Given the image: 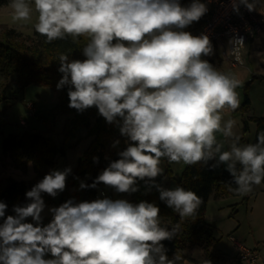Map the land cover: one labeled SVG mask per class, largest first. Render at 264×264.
Segmentation results:
<instances>
[{
	"label": "clouds",
	"instance_id": "1",
	"mask_svg": "<svg viewBox=\"0 0 264 264\" xmlns=\"http://www.w3.org/2000/svg\"><path fill=\"white\" fill-rule=\"evenodd\" d=\"M254 10L249 0H231ZM13 21H30V0H11ZM38 13L35 31L47 43L86 37L83 60L61 53L57 89L68 86L70 108L83 112L98 109L108 124H115L127 147L118 152L92 184L103 183L117 193L155 187L159 199L179 220L195 217L201 197L177 185L165 188L156 182L169 164L226 166L234 191L248 194L264 179V130L256 142L243 147L232 143L222 151L216 133L234 136L235 122L221 124L220 111L239 107L240 81L216 70L202 57L213 54L208 35L185 31L198 22L208 7L202 0L182 6L180 0H34ZM235 51L244 45L234 35ZM239 60V56H237ZM238 142L239 138L236 137ZM120 143L113 142V147ZM98 157H93L98 162ZM237 165L240 167L238 168ZM71 168L53 169L26 192L29 203L14 205L15 215L5 216L8 205L0 201V264H177L179 253L169 259L162 243L180 231V224L162 227L159 207L148 201L102 196L76 202L70 198L49 208L52 219L42 223V193L55 198L66 187ZM31 217L34 223L26 222ZM50 254L51 258H45Z\"/></svg>",
	"mask_w": 264,
	"mask_h": 264
},
{
	"label": "trees",
	"instance_id": "2",
	"mask_svg": "<svg viewBox=\"0 0 264 264\" xmlns=\"http://www.w3.org/2000/svg\"><path fill=\"white\" fill-rule=\"evenodd\" d=\"M8 2L9 0H0V5ZM180 3L182 6H187L191 3V0H180ZM208 14L209 11L198 22H194L184 30L192 31L200 27ZM86 43V37H79L77 41H73L71 37H68L47 43L46 38L35 30L32 34H22L15 28L2 24L0 25V72L5 76L14 74L21 86L37 82L57 88V82L62 76V73L58 71L59 55L65 53L69 55V59L83 60L86 57L83 56L82 48ZM67 92L68 86L59 89V99L53 109L69 114L67 125L64 127L66 133L85 126L91 139L88 146L79 155L76 168L67 176L66 187L61 198H73L69 193L70 187H73L76 193L82 194L83 200H86L88 197L94 196L97 189L103 186V183L97 185L96 188L80 189L81 181L89 185L92 184L93 180L108 166L110 161L119 159L118 152L126 148L127 143L126 138L120 135L118 127L115 124H108L98 114L96 107L93 106L83 112L70 108ZM248 104L249 97L245 92L241 108L247 110ZM249 118L255 121L254 139L249 143L254 144L257 133L264 130V115L243 116V131H247L249 128ZM115 140H119L120 143L113 147ZM1 152L0 160L4 167L10 162L13 167L24 170L27 163H31L35 171L33 180L35 185L47 174L46 169L53 166L56 154H64L65 148L63 145H57L50 136L37 130L28 129L21 134L9 133L4 135L1 142ZM93 157H98V162H94ZM213 164H215L214 160L209 161L206 165L199 163L191 166L185 165L182 169L179 186L195 191L202 199V204L196 216L187 218L184 221H180L178 213H175L159 199V192L155 187L147 190L144 181H137L139 191L130 194L133 203L143 200L152 202L159 207L162 227L171 228L172 225L180 224L181 231L176 237L162 241L169 259L175 253L180 254L181 260L177 263H182L187 258L183 252L184 249L195 244L208 246L215 241L212 225L205 219L204 215L213 188H215L216 195L233 194L242 196L243 199L248 198L247 194L240 195L234 191L236 185L223 164L212 167ZM237 167L240 166L237 165ZM167 170L170 171L169 168ZM155 179L158 184L162 185L161 177ZM262 180L264 181V179ZM26 192L27 184L23 179L5 174L0 169V201L8 205L5 216L15 215L14 205L23 206L30 202L26 198ZM42 198L44 202L49 200L47 194L42 195ZM2 222L3 218H0V223ZM26 222L35 224L31 217H28ZM205 257L218 258L216 253L209 252L206 253ZM45 258H51V255L48 254Z\"/></svg>",
	"mask_w": 264,
	"mask_h": 264
},
{
	"label": "rangeland",
	"instance_id": "3",
	"mask_svg": "<svg viewBox=\"0 0 264 264\" xmlns=\"http://www.w3.org/2000/svg\"><path fill=\"white\" fill-rule=\"evenodd\" d=\"M30 3L33 7L30 21H13L11 0L0 5V25H8L22 34H32L35 30L34 24L38 13L34 10V0H30ZM207 7L209 8L208 4ZM255 42H259L257 38H255ZM254 45L256 46V43ZM246 48L249 50L247 44L243 48V66H232L227 61L218 64L215 68L240 81V86L235 89L238 93L239 107L232 111L225 106L220 111L222 125L228 120L235 122L233 137L225 138L222 133H216L217 141L223 144L222 151H229L232 143H238V146L243 147L253 141L255 121L249 118V128L247 131H243V116L264 115V73L259 72L258 69L259 64L264 62L263 56L257 54L256 50L252 48L248 54L245 51ZM215 63L218 62L214 61L213 67L217 65ZM245 92L249 97L247 110L241 108ZM58 99L59 90L57 88L37 82L21 86L14 74L5 76L0 72V156H2L1 142L4 135L21 134L28 129L37 130L50 136L57 145H63L65 148L64 154H56L53 166L48 167L46 172L49 173L53 169L63 170L66 167H70L72 172L76 168L79 155L88 146L91 136L87 134L85 126L69 133L65 132L64 127L67 125L69 114L53 109L57 105ZM236 137L239 138L238 142ZM184 166L182 161L169 164L167 159H162L160 167L164 169V173L162 176H158L162 178V186L174 188L179 185L180 174ZM224 167L226 168L225 165ZM168 168L171 173L167 170ZM0 169L5 174L23 179L27 184V191L34 186L35 171L31 163H27L26 168L22 170L13 167L10 162L4 167L0 160ZM102 187L113 195V199H127L132 202L129 193H117L104 184ZM69 193L76 202L95 200L94 196L83 200L82 194H77L73 187H70ZM44 194L47 193L41 195ZM247 195L246 199L233 194L216 195L215 188H213L204 215L212 225L215 241L208 246L195 244L184 249V254L193 258L189 263L239 264L234 242L237 240L249 248H255L259 252L258 264H264V181L262 180L259 185H254ZM61 196L62 192L55 198L49 196V200L45 202V209L41 213L43 224H47L52 219L49 208L57 207L68 200L62 199ZM207 252L216 253L218 258H206Z\"/></svg>",
	"mask_w": 264,
	"mask_h": 264
},
{
	"label": "built area",
	"instance_id": "4",
	"mask_svg": "<svg viewBox=\"0 0 264 264\" xmlns=\"http://www.w3.org/2000/svg\"><path fill=\"white\" fill-rule=\"evenodd\" d=\"M254 0H249L253 2ZM209 5V14L200 27L189 31L193 35L201 33L209 36L213 44L222 48L224 57L232 66L244 64L243 48L245 43L262 32H264V17L258 12L248 11L243 5H240L239 12L233 10L231 0H202ZM262 9L264 11V0H262ZM242 36L244 45L235 51L229 44V39L234 36ZM239 56V60L237 59ZM205 59V57H202ZM107 196L113 199V195L104 187H99L94 198ZM239 264H258L259 252L255 248H249L241 242L234 240Z\"/></svg>",
	"mask_w": 264,
	"mask_h": 264
},
{
	"label": "crops",
	"instance_id": "5",
	"mask_svg": "<svg viewBox=\"0 0 264 264\" xmlns=\"http://www.w3.org/2000/svg\"><path fill=\"white\" fill-rule=\"evenodd\" d=\"M252 3H254L255 11L258 12L259 15H262L264 17V11H263L262 5H261L262 0H254ZM263 34H264V32H262V35L259 34L253 38H250L245 43V44H247V46H249V50H248V48H246L245 51L249 54L251 52V48H252V49L256 50L257 54L263 56L262 59L264 60V42H263L264 37H263ZM255 38H257V40L259 42H255ZM255 43H256V46L254 45ZM205 59L208 60L211 64H213L214 61L218 62V63H215L217 65H215L214 68H216L218 66V64H223L224 62H227V60L224 57V54L222 52V48L220 46H218L217 44H213V54L211 56L205 57ZM239 66H243V65H239ZM258 69L260 70L259 72L264 73V62L259 64ZM254 76H256V75H254ZM190 259H193V258L191 256H187V258L184 259L182 264H191V263H189Z\"/></svg>",
	"mask_w": 264,
	"mask_h": 264
}]
</instances>
